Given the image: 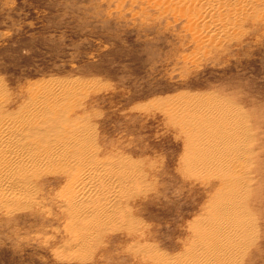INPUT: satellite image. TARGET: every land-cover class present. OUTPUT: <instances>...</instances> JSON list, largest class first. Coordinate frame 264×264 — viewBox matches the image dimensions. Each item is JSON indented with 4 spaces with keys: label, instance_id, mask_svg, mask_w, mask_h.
<instances>
[{
    "label": "rangeland",
    "instance_id": "374dc122",
    "mask_svg": "<svg viewBox=\"0 0 264 264\" xmlns=\"http://www.w3.org/2000/svg\"><path fill=\"white\" fill-rule=\"evenodd\" d=\"M167 3L0 0L1 112L36 96L47 155L136 175L82 243L66 164L32 168L0 208V264H178L204 236L196 264H264V0L211 34Z\"/></svg>",
    "mask_w": 264,
    "mask_h": 264
},
{
    "label": "bare ground",
    "instance_id": "6f19581e",
    "mask_svg": "<svg viewBox=\"0 0 264 264\" xmlns=\"http://www.w3.org/2000/svg\"><path fill=\"white\" fill-rule=\"evenodd\" d=\"M158 1H161L163 6L169 4L167 2H176L186 8L189 17L207 18L206 22L210 27L203 30L207 34L210 32L220 33V31L222 33L227 28L229 21L234 20L240 12L237 8L244 4V0ZM226 6L227 9L224 8ZM31 97L27 106L17 108L14 112H8V115H4L0 109V208H6L9 211L21 206L29 199V193H26V189L25 192L23 191L24 187L19 185V182L31 176L32 168L51 169L65 163V174L68 176L65 193L71 200L67 211L74 219L70 224L72 227L75 226V233H78L77 230L85 231L95 225L94 213L95 215L106 214L108 219L113 218L115 215L109 205L129 194V187H131L129 183H135L136 178V175H133V170L131 171L129 165L119 162V166L115 170L95 171L93 167L84 164L83 155L77 154L75 158L74 156L68 157L67 152L63 150L57 151L52 157L47 155L46 150L39 145L38 139L30 136L34 127L40 123L35 113L39 110V101L36 96ZM4 103L5 101H3ZM46 108L48 109V107ZM224 156L228 155L224 153ZM119 160L113 159L114 162ZM220 161L224 163L227 160L222 159L217 162ZM78 204L90 207L93 210L92 215L91 213L90 215L79 213L74 207ZM107 204L109 205L106 206ZM77 224L80 225V228L78 226L76 228ZM84 233H78L82 235V243L89 240L87 239L89 234L84 235ZM198 241L190 245L183 256L177 259L178 264H196L201 250L207 243L205 236L199 238Z\"/></svg>",
    "mask_w": 264,
    "mask_h": 264
}]
</instances>
